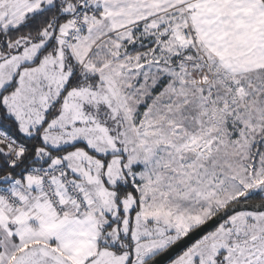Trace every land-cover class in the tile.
<instances>
[{
  "label": "snow or ice",
  "instance_id": "obj_1",
  "mask_svg": "<svg viewBox=\"0 0 264 264\" xmlns=\"http://www.w3.org/2000/svg\"><path fill=\"white\" fill-rule=\"evenodd\" d=\"M0 264H264V0H0Z\"/></svg>",
  "mask_w": 264,
  "mask_h": 264
}]
</instances>
